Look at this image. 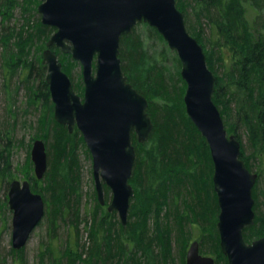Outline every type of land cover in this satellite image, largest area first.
Masks as SVG:
<instances>
[{"label":"trees","instance_id":"obj_1","mask_svg":"<svg viewBox=\"0 0 264 264\" xmlns=\"http://www.w3.org/2000/svg\"><path fill=\"white\" fill-rule=\"evenodd\" d=\"M175 2L184 14L187 31L202 46L207 67L214 73L212 100L227 132L232 128L224 115L227 118L233 115L251 135L248 139L251 147L256 149L259 142L264 144V0ZM39 4L40 0H0V76L3 80L0 103L1 93L14 83V92L23 90L24 113L30 107L43 111L37 120L39 127L34 129L32 136L46 144L47 170L41 180L36 179L29 168L32 167L29 151L27 164L22 170L32 191L43 194L45 200L42 220L47 225L48 241L41 246L39 263L169 264L172 238L178 246L182 232L173 234L175 230L169 225L161 230L158 223L154 232L150 225L154 217L159 219L164 208L168 209H164L168 215L166 220L174 222L175 219L177 225L178 210L173 208L176 205L174 200L178 202L183 195L192 198L197 205L196 220L201 234H204L198 239L199 251L200 247H207L211 253L204 250V255H214L215 264H218L216 258H223L226 262L219 248L216 227L218 204L215 200L214 210L210 213L203 198L209 192L207 175L212 170V159L205 139L185 111L183 95L186 85L180 76V61L157 30L145 23L137 24L130 34L120 39L122 72L127 82L146 98L147 113L153 124L143 144H139L132 133L136 159L130 179L134 195L127 223L122 226L116 212L104 211L99 218L97 212L103 210V206L95 198V191L93 211L81 213L79 146L83 147L86 155H90L76 128L69 133L67 127L52 118L54 105L45 81L47 66L43 51L55 29L43 25L40 17L33 18L38 13ZM248 9L255 13L252 24L246 18ZM12 23L15 25L11 26ZM201 25L207 26V35L203 28L198 29ZM208 47L219 55L218 67L210 66ZM53 52L62 63V70L72 77L71 70L79 66L78 62L58 48L54 47ZM72 86L76 93L83 95L81 75L76 83L72 82ZM10 96L8 101H11ZM11 103H7V112L11 111ZM13 127L0 115V173L5 175L10 173L7 171H10L16 145ZM236 139L240 141L237 136ZM240 158L251 171L243 151ZM7 185L4 183L5 188ZM256 188L255 184L254 223L243 230L247 243L264 237V211L257 212ZM104 189L109 192L108 188ZM260 194L264 198V192ZM61 224L67 229L62 243L57 242ZM81 224L92 239L91 243H82ZM11 253L15 254L16 250L12 248ZM184 256L186 254L182 264ZM5 261L0 255V264H6Z\"/></svg>","mask_w":264,"mask_h":264},{"label":"water","instance_id":"obj_2","mask_svg":"<svg viewBox=\"0 0 264 264\" xmlns=\"http://www.w3.org/2000/svg\"><path fill=\"white\" fill-rule=\"evenodd\" d=\"M37 7L43 25L55 29L46 43L43 60L45 81L54 105V120L71 133H81L92 159L97 200L105 204L104 187L111 193L107 205L122 226L127 223L130 184L136 159L132 133L137 142L147 141L153 128L148 102L127 82L122 72L120 39L141 23L153 27L177 54L180 76L186 88L185 111L205 139L213 163V188L219 208V245L228 264H264V237L250 243L243 230L254 223L253 188L257 174L240 158V142L228 135L212 100L215 76L209 70L202 46L187 31L184 14L175 0H40ZM70 55L81 67L84 86L81 98L52 47ZM30 159L37 180L47 170L45 144L36 139ZM7 203L12 212L11 246L21 250L44 216L45 204L32 191L28 180H12ZM185 264H215L213 257L200 254L192 241Z\"/></svg>","mask_w":264,"mask_h":264},{"label":"rangeland","instance_id":"obj_3","mask_svg":"<svg viewBox=\"0 0 264 264\" xmlns=\"http://www.w3.org/2000/svg\"><path fill=\"white\" fill-rule=\"evenodd\" d=\"M190 11V10H188ZM255 13L251 10H247L246 18L250 22V24L253 23ZM40 15L37 13L34 14L33 18H39ZM190 23V21H189ZM193 23V22H192ZM191 24V23H190ZM194 24V23H193ZM11 26L15 25V23L10 24ZM18 27V26H17ZM197 28V26H196ZM202 28L204 29V34H208V28L207 26L201 25L198 27V29ZM54 48V47H53ZM52 48V50H53ZM207 49V48H206ZM210 50V52H209ZM207 52L210 57V66L212 68H215L218 63H219V55L215 54V52L211 51V48L208 47ZM207 62V60H206ZM62 64V63H61ZM218 67V66H217ZM73 70V71H72ZM71 70V76L70 79L73 83H76L79 79V76L81 75V67L80 66H75ZM212 72V71H211ZM213 73V72H212ZM214 74V73H213ZM82 77V76H81ZM0 84H3V80L0 76ZM9 87L6 88V92L3 91L1 93V103H0V115L1 118L3 116V119H6L8 123H11L15 129V132L13 134V137L15 139V147L12 153V157L10 160V173H7L6 175L3 173H0V255H2L6 259V264H40L39 263V255L41 252V246L42 244L46 243L48 241L47 238V225L45 223V220H42L40 224L35 228V230L32 232L29 240L27 241L26 245L19 251H16L15 254L11 253L12 246H11V233H12V212L9 210L8 203H7V192H8V187H4V183L9 184L12 180H28L25 177L24 172L22 171L26 164H27V159H28V151L30 154L31 147L33 142L36 140V138H33V134L35 132V128L39 127L37 120L41 117L43 111L40 108L34 109L33 107H30L27 109V113L23 112L26 109V106L24 104L25 99L23 96V90H19L18 92H14L15 85L14 83L9 84ZM84 91V90H83ZM185 92V91H184ZM9 94L11 95L10 100L9 99ZM78 94V93H77ZM79 95V94H78ZM81 98L83 95H79ZM13 106H11V111L7 112V103H10ZM7 112V114H6ZM226 114V113H225ZM5 116V117H4ZM225 120L232 129L229 130V133L227 132L228 135H234L235 138L236 136L239 138L240 142V152L243 151L244 153V158L247 160V164L250 166L251 173H255L258 175L257 178V183H256V194L258 196V201H259V206H257V212H262L264 211V198L263 195H261V192H264V144H259L257 145L256 149L251 147V142L249 141L248 138L251 137V135H248L249 133L244 129L242 124L234 118L232 115H228V118L224 115ZM52 118L54 120L53 114ZM55 121V120H54ZM56 122V121H55ZM224 123V122H223ZM59 124V123H58ZM61 125V124H60ZM63 126V125H62ZM66 127V126H65ZM76 128V127H75ZM74 128V129H75ZM77 129V128H76ZM226 129V128H225ZM78 130V129H77ZM79 131V130H78ZM227 131V130H226ZM70 133V132H69ZM83 138V137H82ZM84 142V140H83ZM45 144V143H44ZM85 144V142H84ZM86 146V144H85ZM46 148V144H45ZM87 149V147H86ZM88 150V149H87ZM89 152V151H88ZM78 157H79V167H80V179H81V213L84 215L87 211L91 210V212L94 209V203H93V192L95 191V186H94V179H93V174H92V159L91 156H88L85 154L83 147L79 146V149L77 151ZM90 155V153H89ZM31 168L33 172V165ZM211 172L210 174L207 175V184L209 186V192L208 195L203 196L205 197L207 201V208L212 212L214 210V202L216 200L217 203V197L216 193L213 188V163L211 166ZM29 171V170H28ZM6 172V171H5ZM34 174V172H33ZM29 181V180H28ZM30 182V181H29ZM211 183V184H210ZM212 185V190L210 191ZM9 186V185H7ZM109 190V189H108ZM41 195V194H40ZM215 195V198H214ZM43 197V194L41 195ZM95 198L97 199L96 196V191H95ZM108 198V199H107ZM133 198V197H132ZM210 198L211 201L210 202ZM104 199L107 200V205L109 204L111 200V193L110 191L107 193V191L104 189ZM179 201L175 202V207L173 206L174 209L178 212L177 214V225L174 222H171L170 220H166L167 218V211L168 209L164 208L167 210L163 209V211L160 213V217L158 220L157 218H153L152 226L150 227L153 228V231L155 232L156 228V223L159 224L161 230H164L165 227L168 225L171 228H174L175 234L176 232H182L181 237L177 241L178 246H175L174 239L172 238V250L169 253V260L171 263L169 264H182V258L183 255L186 254L187 249L189 247V244L192 241H198L199 242V237L204 235L201 234V230L198 227V221L197 219V212H196V203L192 198L189 199V197H185L184 195L181 196V198H178ZM197 200V197L194 198ZM44 200V197H43ZM132 199H130V205H131ZM45 204V200H44ZM212 204V205H211ZM107 205L103 206V210H98V217H102L104 211L109 212L106 210ZM46 207V206H45ZM110 213V212H109ZM117 214V213H116ZM167 215V216H166ZM117 219L118 215H117ZM128 219V217H127ZM120 222V221H119ZM218 222V220H217ZM217 222H216V227H217ZM180 227V228H178ZM173 230V229H172ZM79 231L83 234V237L81 239L82 243L87 242L91 243L92 239H89V234L84 230V226L81 224L79 226ZM218 231V230H217ZM67 233V229L64 225H60L58 229V241L62 243V241L65 238V235ZM211 238V234L209 235ZM219 237V234H218ZM219 240V239H218ZM58 245V243L56 244ZM220 248V245H219ZM204 250H206L209 254L211 253L210 250L207 249V247H200V254L204 255ZM222 253V252H221ZM206 255V254H205ZM207 256V255H206ZM210 256V255H208ZM225 256V255H224ZM166 257V255H165ZM164 257V258H165ZM185 257V256H184ZM215 260L214 255L212 256ZM218 261V264H226L223 258L219 259L216 258ZM136 258L134 259V261ZM185 264V261H184ZM228 264V262H227Z\"/></svg>","mask_w":264,"mask_h":264},{"label":"flooded vegetation","instance_id":"obj_4","mask_svg":"<svg viewBox=\"0 0 264 264\" xmlns=\"http://www.w3.org/2000/svg\"><path fill=\"white\" fill-rule=\"evenodd\" d=\"M259 239V238H258Z\"/></svg>","mask_w":264,"mask_h":264}]
</instances>
